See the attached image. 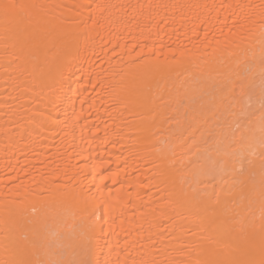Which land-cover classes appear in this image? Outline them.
<instances>
[{
    "label": "bare ground",
    "instance_id": "1",
    "mask_svg": "<svg viewBox=\"0 0 264 264\" xmlns=\"http://www.w3.org/2000/svg\"><path fill=\"white\" fill-rule=\"evenodd\" d=\"M0 264L264 262V0H0Z\"/></svg>",
    "mask_w": 264,
    "mask_h": 264
},
{
    "label": "snow or ice",
    "instance_id": "2",
    "mask_svg": "<svg viewBox=\"0 0 264 264\" xmlns=\"http://www.w3.org/2000/svg\"><path fill=\"white\" fill-rule=\"evenodd\" d=\"M17 7H23L22 5H9V4H4V5H0V11H3L4 15L7 16L10 14V10L12 8H17ZM262 264H264V262H262Z\"/></svg>",
    "mask_w": 264,
    "mask_h": 264
}]
</instances>
